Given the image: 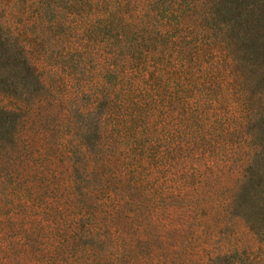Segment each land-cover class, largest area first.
Returning a JSON list of instances; mask_svg holds the SVG:
<instances>
[{
    "label": "trees",
    "instance_id": "obj_1",
    "mask_svg": "<svg viewBox=\"0 0 264 264\" xmlns=\"http://www.w3.org/2000/svg\"><path fill=\"white\" fill-rule=\"evenodd\" d=\"M57 3H69L70 17L81 19L77 40L87 36L105 46L98 73L105 93L98 97L105 101L106 130L88 149L84 181L81 162H72L64 199L57 197L36 218L8 216L20 232L8 233V247L43 244V264H264L262 217L250 216L249 229L259 226L254 232L226 221L246 201L247 188L264 195V0ZM60 8L63 22L67 14ZM184 31L195 35H177ZM177 76L184 80L177 104L187 110L190 136L181 158L200 156L207 135L194 117L213 106L220 139L236 145L229 167L235 186L216 176L197 183L195 170L172 163L166 129L155 134L149 118ZM16 116L8 108V122ZM16 130L8 137L10 150L19 145ZM13 252L9 264L31 262V253L21 260Z\"/></svg>",
    "mask_w": 264,
    "mask_h": 264
},
{
    "label": "rangeland",
    "instance_id": "obj_2",
    "mask_svg": "<svg viewBox=\"0 0 264 264\" xmlns=\"http://www.w3.org/2000/svg\"><path fill=\"white\" fill-rule=\"evenodd\" d=\"M57 1L49 0L46 7L43 0H0V264H9L13 251L15 259L20 257L21 260L28 253L32 254L31 262L23 260L24 264H43L41 257L48 254L43 244L33 249L8 247V233L16 230L11 229L8 216L36 218L46 212V207L57 197L64 199L72 162H81L79 180L84 181L89 147L97 134L106 130L102 124L105 101L98 97L105 93L98 75L99 58L105 46L102 48L87 36L81 38L83 41L77 40L76 23L81 19L70 17V4L66 3L60 5L64 7V15L67 14L62 22L58 12L62 8ZM44 6L46 17L40 16ZM177 35L184 38L195 34L184 31ZM171 53L175 56L177 48ZM183 87L184 80L179 76L171 78L167 84L168 98L160 106L156 105L149 118L155 134L161 135L162 127L166 129L170 138L166 139L167 144L173 150L172 163H183L195 170L197 183L199 179L216 176L220 184L235 186L229 167L233 166L236 145L220 139L221 130H217L216 124L219 110L211 109L213 106H207L206 113L194 117L207 135L206 144L197 149L200 156L181 158L190 137L185 133L187 110L177 104ZM192 102L187 98L189 106ZM12 107L17 116L8 122V108ZM197 107L201 104H196ZM13 130L19 139L14 151L8 146ZM196 130L201 136V130ZM158 147L160 150L163 144ZM238 190L239 187H235L231 191L235 194ZM246 193V201L238 205L226 221L232 229L258 231L259 226L249 229V219L256 212L258 218L262 217L260 225L264 223L260 212L264 211V195L254 186L247 188ZM260 205L262 208L258 210Z\"/></svg>",
    "mask_w": 264,
    "mask_h": 264
}]
</instances>
